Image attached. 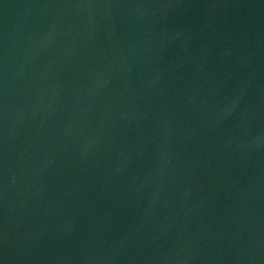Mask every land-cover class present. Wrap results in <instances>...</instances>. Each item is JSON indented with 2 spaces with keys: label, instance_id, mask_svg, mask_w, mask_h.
<instances>
[{
  "label": "water",
  "instance_id": "obj_1",
  "mask_svg": "<svg viewBox=\"0 0 264 264\" xmlns=\"http://www.w3.org/2000/svg\"><path fill=\"white\" fill-rule=\"evenodd\" d=\"M0 264H264V0H0Z\"/></svg>",
  "mask_w": 264,
  "mask_h": 264
}]
</instances>
